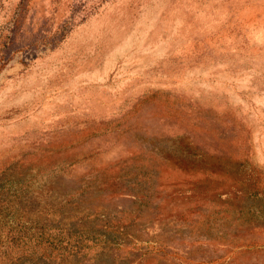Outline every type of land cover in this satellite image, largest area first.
<instances>
[{"label": "rangeland", "instance_id": "obj_1", "mask_svg": "<svg viewBox=\"0 0 264 264\" xmlns=\"http://www.w3.org/2000/svg\"><path fill=\"white\" fill-rule=\"evenodd\" d=\"M0 264H264V0H0Z\"/></svg>", "mask_w": 264, "mask_h": 264}, {"label": "trees", "instance_id": "obj_2", "mask_svg": "<svg viewBox=\"0 0 264 264\" xmlns=\"http://www.w3.org/2000/svg\"><path fill=\"white\" fill-rule=\"evenodd\" d=\"M8 215H10V214H8ZM9 217H11V216H9Z\"/></svg>", "mask_w": 264, "mask_h": 264}]
</instances>
